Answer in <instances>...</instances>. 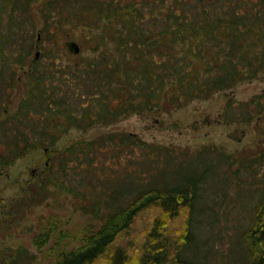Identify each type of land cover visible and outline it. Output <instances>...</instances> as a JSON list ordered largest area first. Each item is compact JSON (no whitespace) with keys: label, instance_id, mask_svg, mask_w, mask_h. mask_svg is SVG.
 <instances>
[{"label":"trees","instance_id":"obj_1","mask_svg":"<svg viewBox=\"0 0 264 264\" xmlns=\"http://www.w3.org/2000/svg\"><path fill=\"white\" fill-rule=\"evenodd\" d=\"M263 77L264 0H0V171L71 128ZM261 114L264 93L229 100L222 117ZM21 190L6 221L63 195L101 222L56 264H187L192 228L217 223L222 205L247 218L241 252L223 264H264V147L188 151L107 131L53 152ZM35 259L22 245L0 249V264Z\"/></svg>","mask_w":264,"mask_h":264},{"label":"rangeland","instance_id":"obj_2","mask_svg":"<svg viewBox=\"0 0 264 264\" xmlns=\"http://www.w3.org/2000/svg\"><path fill=\"white\" fill-rule=\"evenodd\" d=\"M260 93H264V77L244 80L207 99H194L170 111L157 109L131 113L111 125L71 128L49 150L38 148L16 159L0 171V249L22 245L35 255L36 264H56L61 252L83 246L100 229V221L73 210L63 195L50 197L28 208L23 216L13 215L10 221L3 215V209L20 196L22 185L42 169L53 152L63 149L69 142L119 130L136 133L146 141L179 146L188 151L204 145H213L226 153L264 147L263 114L245 122L229 123L222 117L229 100L247 101ZM214 187L212 183L209 185L211 191ZM217 208V223L201 221L192 228L193 250L186 254L187 264H223L231 254L241 252L240 239L247 224L246 213H240L232 205ZM126 263L136 264V260L131 258Z\"/></svg>","mask_w":264,"mask_h":264},{"label":"water","instance_id":"obj_3","mask_svg":"<svg viewBox=\"0 0 264 264\" xmlns=\"http://www.w3.org/2000/svg\"><path fill=\"white\" fill-rule=\"evenodd\" d=\"M71 45H72L73 48H74V52H78V51H79V46H78V45H76L75 43H72ZM36 55H37V54H36Z\"/></svg>","mask_w":264,"mask_h":264}]
</instances>
